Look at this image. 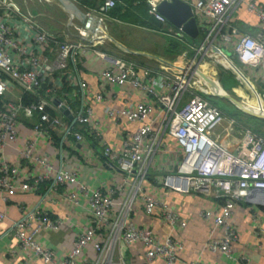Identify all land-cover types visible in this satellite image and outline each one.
<instances>
[{
	"label": "built area",
	"instance_id": "obj_1",
	"mask_svg": "<svg viewBox=\"0 0 264 264\" xmlns=\"http://www.w3.org/2000/svg\"><path fill=\"white\" fill-rule=\"evenodd\" d=\"M160 1L146 0L148 12L159 24H163L157 32L180 42L186 51L188 48L192 50V61L198 55L200 60L206 55L214 56L212 53L218 51L234 63L224 52L230 49L239 62V65L234 63L239 72L230 68L237 76L241 74L248 79L264 104V35L241 33L234 37L238 30L228 21L230 11L243 0H183L190 4L201 38L199 45L188 42L181 27L172 25L157 11ZM115 4V0L102 2L97 11L101 21L108 17L107 9ZM245 4L247 10L264 23V4L253 1ZM97 31L89 33L81 27L77 38L70 39L45 28L37 15L28 12L17 0H0V191L5 192L4 198L7 193L33 191L47 180H50L51 191L62 184L77 181L76 172L62 167L56 169L47 156L37 157L32 141L19 151L18 160H36L41 164L45 172L33 177L23 173L19 163L9 162L4 149L16 142L20 117H37L33 124L36 136L49 135L53 127H64L65 134H70L74 142L84 139V133L77 126L88 125L91 129L88 118L92 108L84 105L87 84L78 77L77 59L89 46L85 40L93 41L99 37ZM91 51L104 64L99 71L102 90L113 86L138 89L154 97L162 106V116L153 127L146 122L152 111L151 103L140 101L122 107L105 103L104 112L109 117L140 123L134 132L126 133L120 151L105 144L101 153L97 154L110 167L122 171L123 182L128 188L125 190L120 186L117 189L120 199L115 201L111 197L113 190L108 194L98 188L88 190L80 185L81 192L88 198L90 225L76 237L60 261H56L52 250L42 245L35 236L41 229L56 230L64 222L61 218L52 219L37 208L13 222L12 230L18 246L30 250L45 264H81L77 260L82 258L84 249L88 247L95 252L90 264H126L121 247L140 241L145 247L147 260L160 257L172 264L177 259L181 243L171 237L161 241L151 229L136 227L130 221L134 199L143 190V182L161 135L166 131L180 145L183 154L181 165H186L188 171L179 168L176 172L165 173L162 185L182 193L200 192L221 199L219 211L213 213L206 210L203 217L213 219L215 224L224 228L222 237L211 240L209 248L213 251L218 249L231 258L230 243L236 238L229 223L233 209L238 201L248 197L252 189H264V136L244 128L236 152L220 142L215 135L216 128L222 126L224 134L230 135L235 132L237 122L233 117H225L223 111L206 97L204 81L190 69L191 60L182 70L173 71L142 66L95 46ZM70 82L76 84L81 93L82 105L75 113L60 93ZM16 90H19L16 97H7L8 93ZM185 94L187 96L182 103ZM24 97H27L26 102ZM104 100L101 91L94 95L95 103ZM62 109H67L72 115V125H66L64 118L67 115ZM48 110L55 111L56 115L50 117ZM59 154H62L61 149ZM70 199L76 202L77 195L72 193ZM142 199L147 214H151L155 207H162L161 202L152 196L144 194ZM259 202L264 208V197H260ZM162 213L170 225L179 223L184 226L185 223L173 211L163 209ZM4 218L5 214L0 211V222ZM31 221L37 222V225L27 233L25 229ZM188 264L207 263L193 260Z\"/></svg>",
	"mask_w": 264,
	"mask_h": 264
},
{
	"label": "crops",
	"instance_id": "obj_2",
	"mask_svg": "<svg viewBox=\"0 0 264 264\" xmlns=\"http://www.w3.org/2000/svg\"><path fill=\"white\" fill-rule=\"evenodd\" d=\"M247 1L264 4V0H243L230 11L228 21L238 30L234 37H238L241 33H248L252 36L264 35V23L247 10L245 4ZM135 3L132 2L131 5H136ZM56 6L61 13L60 16L53 14L45 16L50 21L57 23L54 32L62 36L66 35L70 39L77 38L78 29L82 25L75 21L71 24L67 21V14L57 4ZM24 7L26 8V6ZM97 11V9L94 12L89 10L93 15H98ZM32 13L37 15L38 20L44 16L39 10ZM102 23L107 29V33L105 32L104 35L106 39L103 40L98 37L93 41L85 40L89 46L85 53L77 59L78 77L87 84L83 95L84 105L92 108V114L88 118L91 129L88 125H76L84 133V139L81 142H74L70 134H65L64 127H53L49 135L36 136L33 131V124L37 117L31 119L20 117L17 126L18 138L16 142L4 149L6 159L9 162L19 163L21 171L33 177L45 172L41 164L36 160H29L28 162L18 160L19 151L25 148L28 141H32L34 143L33 152L37 157L47 156L54 163L56 169L62 167L76 172L77 181L62 184L55 191H51L49 189L50 180H47L33 191L7 193L5 198L3 197L5 192L0 191V211L5 214V218L0 222V264H45L30 250L20 248L13 234V222L19 220L27 211L37 208L39 211L46 212L52 219L61 218L63 220L64 223L58 229H41L35 236V239L42 245L52 250L55 260L60 261L65 257L76 237L90 225L88 198L81 192L80 185L88 190L98 188L108 194L113 190L114 193L111 194V197L115 201L120 199V193L117 189L120 186H123L125 190L128 188L123 182L122 171L117 167H110L106 160L104 158L99 159L97 154L101 153L105 144L115 151H120L123 142L126 140V133L134 132L140 123L131 122L125 118L115 120L109 117L104 112L105 103L122 107L128 103L149 102L152 104V111L146 122L151 123L153 127L157 125L162 116V106L154 97L138 89L113 86L110 89L102 90L99 71L104 64L91 51L92 47H102V50L112 55L133 60L142 66L168 68L174 71L182 70L193 53L188 51L187 54L184 47L177 54L176 50L171 47V43H168L167 38L169 37L154 31L152 26L146 27L131 22H122L112 17H105L102 19ZM45 28L48 29V26ZM134 30H147L156 34V37L151 40L153 45H149V48L145 50L127 46V38ZM109 37L124 48H118ZM106 40L110 42L109 47L104 45ZM112 48L119 52L115 53L111 50ZM230 63L232 62L230 61ZM231 65L232 69L239 72L234 63ZM210 74L208 76L212 79L211 77L212 75L214 77L215 72L211 71ZM239 76L243 77L241 80L253 93V98L258 101L255 89L248 79L241 74ZM219 77L221 78V76ZM231 90L235 92L236 87L233 86ZM100 91L104 94L105 100L95 103L93 101L94 95ZM60 93L67 99L73 113L80 110L82 105L81 93L76 84L67 83V86ZM18 94L19 90H16V92L8 93L7 97L14 98ZM186 96L184 95L182 103L185 102ZM48 113L50 117L56 115L53 110H48ZM65 117L66 125L70 126L72 119ZM222 128V126L217 127L215 135L219 137L222 144L231 149L240 141L241 132L239 135L238 129H235L234 133L226 135ZM60 149L62 150L61 155L59 154ZM182 159L183 154L180 145L173 136L165 131L161 135L154 160L149 166L150 172L148 170V175L143 182V190L134 199L130 221L136 227L151 229L161 241L171 237L181 243V248L177 252V259L172 264H188L193 260H200L207 264H264V208L262 203L244 199L235 205L229 219L230 226L236 234V238L230 243L231 258L218 249L211 250L208 246L209 242L213 239H220L224 233V228L220 224H215L213 219L204 218L203 212L210 210L217 213L220 209L221 199L206 196L200 192L182 193L167 189L162 185L165 173L176 172L179 168L182 171H188L186 165H181ZM72 193L77 195L76 202L70 199ZM144 194L159 200L162 207H155L151 214L145 213L142 199ZM163 209L176 213L179 219L185 223L184 226L179 223L170 225L163 217ZM36 225L37 222L31 221L25 231L27 233L32 231ZM120 252L126 264H168L160 257L147 260L145 247L140 241L122 246ZM94 257L95 252L91 247H88L84 249L82 258H78L77 261L81 264H90Z\"/></svg>",
	"mask_w": 264,
	"mask_h": 264
},
{
	"label": "rangeland",
	"instance_id": "obj_3",
	"mask_svg": "<svg viewBox=\"0 0 264 264\" xmlns=\"http://www.w3.org/2000/svg\"><path fill=\"white\" fill-rule=\"evenodd\" d=\"M17 1L19 3H21L22 5L26 6V9L28 12H33L36 10L41 11L44 16H42V19H39V20L43 24V26H45V27L48 26V29L50 31L56 30L55 27L57 26V23H55L54 21H50V19H47L45 17L46 15H50V14L51 15L53 14L54 16H60L61 15V13L58 10L54 0H17ZM67 21H70V20L67 19ZM73 22L74 21H72V23ZM46 24H47V26H46ZM161 26H163V24L153 25L152 28L154 29V31L157 32L161 28ZM73 31L74 30H72V32ZM77 31H76V33H77ZM106 31H107V29L105 28V25H103V23H102L101 26L99 27V30L97 31V35L100 37L99 39H101V38L103 40L106 39L104 37ZM155 35L156 34L149 32L147 30H145V31L134 30V32H131L129 37L127 38L128 39L127 46H129L130 48H133V49H144L145 50V49L149 48V45H151V44L153 45L151 40L156 37ZM187 41L190 42L191 44L199 45L201 38L199 35L196 38H191V37L187 36ZM104 45H106V47H109L110 42L108 40H106ZM111 50L114 51L115 53L119 52L115 48H112ZM187 50L192 51L189 48ZM188 51H187V54H188ZM224 52L230 59H232V61L235 64L239 65V62L237 61L236 57L234 55H232V52L230 51V49L227 48L224 50ZM193 55H194V53H192L191 57H189L187 62H189V60L192 61L191 58ZM198 56L195 57V59L192 61V64L190 61L189 66H190V69L192 70V73H194L197 78L199 77V78H201V80L204 81V92L206 95H210L207 98L214 105H216L218 108H220L223 111V113L225 114V117L231 116L236 120L237 125H235V127H236V129H238L237 133L240 135V132H242V134L239 136L240 138L242 137V135L244 133V128H246V127L250 128L253 132H255L254 126L258 123V121L251 118L250 116H248L249 114L246 115L247 113L240 110L234 103L230 102L225 97L224 98L218 97V96L212 94L214 91L210 92L208 90L207 83L202 78V76H200L198 74V72H201L200 70H202V68H200V66H204V65L209 64L210 66L213 67V72H215V75H216V76L214 75L215 78L213 76H212V78H214L215 81H217V85L222 88V91L224 93L231 95L237 101L241 102L242 104H245L246 106H248L250 108V110L264 115L262 113L261 107H259L258 101L253 98V93L251 91H249L250 89H248L245 86L244 82L241 80V79H243V77L237 76V74L231 69L232 63L225 62V60L218 62L215 59V57L212 55L211 56L206 55V56L200 58V60H198L199 59ZM185 61H186V59L184 60V62ZM197 70H198V72H197ZM205 76H208V74H206ZM219 76H221V78ZM231 84H233V85H231ZM233 86L236 87L235 92L233 90H231ZM186 95L187 94H185V96ZM262 109H263V107H262ZM238 125L242 126V128H238ZM259 130L261 131V133L264 136V126L260 127ZM237 146L238 145L232 147L230 150L236 152L235 148ZM149 172H150V170H149Z\"/></svg>",
	"mask_w": 264,
	"mask_h": 264
},
{
	"label": "water",
	"instance_id": "obj_4",
	"mask_svg": "<svg viewBox=\"0 0 264 264\" xmlns=\"http://www.w3.org/2000/svg\"><path fill=\"white\" fill-rule=\"evenodd\" d=\"M54 1L58 5V7L67 14L70 23H72V21L80 23L82 27H84L89 33H95L97 30H99V27L102 24L99 16L85 11L75 2V0ZM157 11L162 14L172 25L181 27V29L187 36L191 38H196L198 36L199 32L196 21L192 15L190 4L186 1L161 0L157 4ZM109 38L118 48H124L119 45V43H117L114 39H112L111 37ZM202 78L208 83V85H212L214 87L216 86L218 88L217 81H213L205 75H202ZM219 89H221L222 91V88L220 86ZM212 94L218 97H225L230 102L234 103L243 112L257 118L264 119V115L247 109L241 102L237 101L234 97L227 93H224L223 91L222 93L220 91H215ZM62 111L65 115H67L69 119L73 118L67 109H62ZM73 122L74 120L72 119L71 125L73 124ZM260 197H264V189H252L246 199L259 202Z\"/></svg>",
	"mask_w": 264,
	"mask_h": 264
},
{
	"label": "trees",
	"instance_id": "obj_5",
	"mask_svg": "<svg viewBox=\"0 0 264 264\" xmlns=\"http://www.w3.org/2000/svg\"><path fill=\"white\" fill-rule=\"evenodd\" d=\"M76 3L82 7L84 10L89 11V10H98L100 5L104 0H75ZM116 4L107 9L106 14L108 17H112L115 19H118L122 22H131L134 24H139L142 26H153V25H158L159 22L148 12V6L146 3V0H115ZM132 2H136V5H131ZM168 43L170 42L171 47L176 50L177 54L178 52L182 49H184V45L181 44L180 42L172 39V38H167ZM98 48L102 49V47L97 46ZM104 49V48H103ZM209 97L210 95H206ZM24 101H27V97H24ZM248 115V114H246ZM251 118L255 119L258 121V123L254 126V131L256 133H261L259 130L260 127L264 126V119L257 118L252 115H248ZM239 128H242V126L238 125Z\"/></svg>",
	"mask_w": 264,
	"mask_h": 264
},
{
	"label": "bare ground",
	"instance_id": "obj_6",
	"mask_svg": "<svg viewBox=\"0 0 264 264\" xmlns=\"http://www.w3.org/2000/svg\"><path fill=\"white\" fill-rule=\"evenodd\" d=\"M213 55H214V57H215V59L218 61V62H220V61H222V60H225V62H228V63H230V60L225 56V55H222V54H220L218 51H214V53H212ZM224 58V59H223ZM200 68H202V70H200L201 72H198V70H197V72H198V74L200 75V76H202V75H206V74H210V72L211 71H213V67L212 66H210L209 64H207V65H204V66H200ZM211 75V74H210ZM213 76V75H212ZM207 77H210V76H207ZM212 78V77H211ZM212 80L213 81H215V79L214 78H212ZM208 90L210 91V92H215V91H220L221 93H222V91H221V89H219V86H218V88L215 86H212V85H208ZM255 95H256V97H257V99H258V104H259V107H261V110H262V113L264 114V104L262 103V101L258 98V96H257V94H256V91H255ZM247 109H249L250 110V108L248 107V106H246L245 104H243ZM262 107H263V109H262ZM252 111V110H251ZM262 115V114H261Z\"/></svg>",
	"mask_w": 264,
	"mask_h": 264
}]
</instances>
